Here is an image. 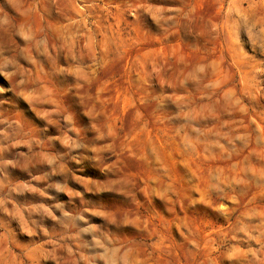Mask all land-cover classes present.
<instances>
[{
  "label": "rangeland",
  "instance_id": "rangeland-1",
  "mask_svg": "<svg viewBox=\"0 0 264 264\" xmlns=\"http://www.w3.org/2000/svg\"><path fill=\"white\" fill-rule=\"evenodd\" d=\"M0 264H264V0H0Z\"/></svg>",
  "mask_w": 264,
  "mask_h": 264
}]
</instances>
